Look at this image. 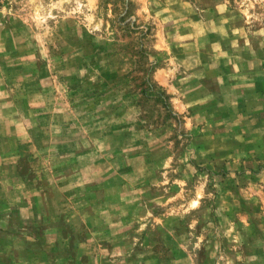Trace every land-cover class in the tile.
Wrapping results in <instances>:
<instances>
[{
    "label": "rangeland",
    "instance_id": "1",
    "mask_svg": "<svg viewBox=\"0 0 264 264\" xmlns=\"http://www.w3.org/2000/svg\"><path fill=\"white\" fill-rule=\"evenodd\" d=\"M0 264H264V0H0Z\"/></svg>",
    "mask_w": 264,
    "mask_h": 264
},
{
    "label": "trees",
    "instance_id": "2",
    "mask_svg": "<svg viewBox=\"0 0 264 264\" xmlns=\"http://www.w3.org/2000/svg\"><path fill=\"white\" fill-rule=\"evenodd\" d=\"M146 90V89H145ZM148 90V92H150V88L149 89H147Z\"/></svg>",
    "mask_w": 264,
    "mask_h": 264
}]
</instances>
